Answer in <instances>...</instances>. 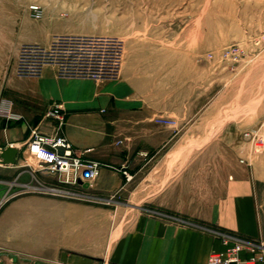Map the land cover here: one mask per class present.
I'll list each match as a JSON object with an SVG mask.
<instances>
[{
	"label": "crops",
	"instance_id": "0c3cea01",
	"mask_svg": "<svg viewBox=\"0 0 264 264\" xmlns=\"http://www.w3.org/2000/svg\"><path fill=\"white\" fill-rule=\"evenodd\" d=\"M23 40V32H0V107L17 115L0 114V147L19 148L15 163L0 162V264H208L211 252L228 246L222 233L264 236L262 197L248 167L228 170L218 184L168 169L180 162L172 156L180 150L182 96L134 74L140 66L130 55L115 79L59 75L49 65L18 74L11 46ZM56 103L63 123L47 115ZM33 129L63 136L74 155L99 162L90 180L96 191L83 192L77 181L67 185L76 196L37 194L40 169L27 149ZM122 212L134 215L123 227L115 218ZM88 224L94 234L73 241L71 232Z\"/></svg>",
	"mask_w": 264,
	"mask_h": 264
},
{
	"label": "rangeland",
	"instance_id": "374dc122",
	"mask_svg": "<svg viewBox=\"0 0 264 264\" xmlns=\"http://www.w3.org/2000/svg\"><path fill=\"white\" fill-rule=\"evenodd\" d=\"M61 24L64 32L56 31ZM5 31L17 38L24 34L22 43L11 46L18 74L36 75L49 65L59 75L115 79L127 56L133 57L140 66L134 74L150 76L152 85L160 82L157 88L182 96L180 150L172 156L180 162L168 169L191 175L190 181L213 177L218 184L228 170L248 167L262 197L264 223V0H0V32ZM98 45L120 54L115 74L96 77V69H73L84 57L81 49ZM28 48L42 50L34 51L41 63L34 71L21 64ZM64 62L72 72L61 67ZM252 129L256 132L247 135ZM39 172L37 194L66 196L49 189L67 188L58 174ZM96 189L89 184L81 190ZM122 193L128 197V190ZM115 218L123 227L134 215L122 212ZM71 233L73 241L83 242V233L90 238L94 226ZM236 236L264 242L262 233Z\"/></svg>",
	"mask_w": 264,
	"mask_h": 264
},
{
	"label": "built area",
	"instance_id": "2783aa9c",
	"mask_svg": "<svg viewBox=\"0 0 264 264\" xmlns=\"http://www.w3.org/2000/svg\"><path fill=\"white\" fill-rule=\"evenodd\" d=\"M35 12L38 11V6H32ZM99 48L88 51L86 48L81 49L84 57L74 66L73 69L83 72L96 69L93 76L113 75L117 72L120 64V54L118 52L107 51L109 49L98 45ZM37 48V47H36ZM39 48V47H38ZM42 52L41 49H25L21 58L23 67H28L30 70H36L38 65H41L36 58L37 52ZM85 51V52H84ZM67 53L64 51V55ZM70 62H64L61 67L68 72H72ZM63 105L56 103L52 106L47 115L54 116L61 123L64 121V113L62 112ZM0 114L7 117L16 118L9 104H4L0 107ZM155 121L165 125L175 126L177 120L165 116H157ZM256 132L252 129L247 131V135ZM260 138V137H259ZM262 146H264V138L261 136ZM27 149L32 158L37 162L39 169H46L53 174H58L59 180L66 184H76L78 177L83 181H88L95 178L99 174L100 164L93 160L83 159L80 155L73 154L72 144L63 136L42 134L39 130L33 129L32 135L27 143ZM1 148V147H0ZM126 173V172H125ZM128 177V176H127ZM39 188V186H35ZM50 190L66 196L79 195L71 189L61 187H50ZM1 208V204H0ZM223 237L230 240L231 244L224 250H215L211 252L208 258V264H264V242H255L236 235L222 233Z\"/></svg>",
	"mask_w": 264,
	"mask_h": 264
},
{
	"label": "water",
	"instance_id": "95a60500",
	"mask_svg": "<svg viewBox=\"0 0 264 264\" xmlns=\"http://www.w3.org/2000/svg\"><path fill=\"white\" fill-rule=\"evenodd\" d=\"M19 148L17 146L8 145L5 148H0V162L4 164L15 163L16 155L18 153ZM79 183L83 184V186H88V181L78 180Z\"/></svg>",
	"mask_w": 264,
	"mask_h": 264
}]
</instances>
